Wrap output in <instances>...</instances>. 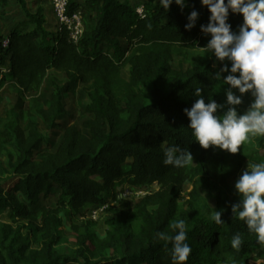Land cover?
Here are the masks:
<instances>
[{"label": "trees", "instance_id": "16d2710c", "mask_svg": "<svg viewBox=\"0 0 264 264\" xmlns=\"http://www.w3.org/2000/svg\"><path fill=\"white\" fill-rule=\"evenodd\" d=\"M20 3L31 29L0 32V89L10 83L17 95L15 106L0 117V154L7 158L0 161V217L9 212L11 222H0V264H172L171 243L156 233L174 235L171 225L177 219L188 229L192 251L186 264H247L264 246L233 216L231 205L239 196L231 181L245 162H261L264 137L249 145L250 154L203 149L184 112L198 99L193 95L197 86L206 102L226 100L227 86L220 89L212 77L222 65L196 48L210 39L200 31L208 23V9L200 0H187L183 10L173 3L167 12L159 0H144L140 17L119 0H69L68 14L80 11L83 25L73 44L65 29L46 30L42 9L30 13ZM192 10L199 18L186 30ZM242 22V15L230 13L233 30ZM177 56L181 60L175 67ZM53 71L64 73L69 84L52 79L50 96L43 101ZM77 85L88 97V118L81 128L64 127L54 151L42 152L47 135L40 125L47 132L59 128L66 115L64 101ZM249 97L239 111L246 110ZM170 146L188 150L194 164L183 169L165 165L164 150ZM196 179L203 189L217 193L215 210H223L224 223L210 219L198 187L186 192ZM121 183L158 188L132 205L117 200ZM53 188L60 192L57 208L39 207ZM110 199L123 210L105 222V236L99 238L91 229L94 223L83 220L71 226L77 233L73 255L59 254L56 247L64 238L60 215L84 219L86 211ZM236 233L243 239L239 252L230 243ZM259 256L264 258V249Z\"/></svg>", "mask_w": 264, "mask_h": 264}, {"label": "clouds", "instance_id": "9594fccd", "mask_svg": "<svg viewBox=\"0 0 264 264\" xmlns=\"http://www.w3.org/2000/svg\"><path fill=\"white\" fill-rule=\"evenodd\" d=\"M173 3L183 10L187 0H159L167 12ZM200 4L210 13L208 23L201 24L200 31L210 39L204 47L196 48L215 57L222 65L212 77L220 82V89L227 86L226 100L223 104L212 98L206 102L203 88L195 87L193 95L198 99L190 109H184L190 121L187 127L203 149L211 146L236 154L242 146L264 137V0H200ZM230 13L242 15L243 22L238 30H233L229 23ZM198 18V12L192 10L185 29L194 28ZM246 95L252 100L241 112L239 107ZM164 157L163 163L174 168L183 169L194 164L192 154L179 146L167 147ZM234 188L239 201L231 205L233 216L243 221L248 233L254 234L257 243L264 246V161L247 164ZM222 214L223 210H215L210 219L220 225L224 223ZM171 228L174 235L161 231L156 237L171 243L172 264H186L192 249L187 242L185 221L177 219ZM230 243L231 248L239 252L243 244L240 233H236Z\"/></svg>", "mask_w": 264, "mask_h": 264}, {"label": "rangeland", "instance_id": "374dc122", "mask_svg": "<svg viewBox=\"0 0 264 264\" xmlns=\"http://www.w3.org/2000/svg\"><path fill=\"white\" fill-rule=\"evenodd\" d=\"M122 3L127 4L132 10H137L142 7L144 4V0H119ZM22 2L25 5V8L30 13H35L38 9L43 10V14L46 19V30L49 32H56L57 30V23L54 18V15L52 13L51 4L49 0H22ZM17 27V29L21 32H27L31 29L29 25L26 24V18L23 14L22 4L20 3V0H8L7 4H0V32L2 34H5L10 30L11 28ZM181 60L180 56H177L173 59L172 65L177 66V63ZM123 76L125 78L128 77V71L127 68L123 70ZM52 79L57 80L62 85L69 84V80L67 76L62 72H50L46 81L45 90L42 94L43 101H46L50 93L52 91V88L50 87V81ZM73 91L70 92L65 101V108H66V115L64 118L59 121V128L53 132H47L43 126L40 125L39 130L42 134L47 135V144L42 145L41 151L42 152H52L56 148V146L59 143L60 136L62 134V130L64 127L69 125H74L78 128H81L82 122L88 118L87 114L85 113V107L89 104L88 97L85 93V91L82 89L81 85H77L72 87ZM0 97L2 98V103L0 104V117L4 115V113L15 106L17 101V95L13 88V85L10 83H5L3 87L0 89ZM249 100L251 101V96L249 97ZM249 145L242 146L240 153L241 154H250L248 152ZM11 154H14L12 149H9ZM259 157L261 162L264 161V150H259ZM229 161L231 159V156L228 157ZM6 156L4 154H0V161L5 163L6 162ZM230 163V166L231 162ZM253 163L251 161H247L243 164L242 169L239 173H237L235 179L231 181V185L234 186L236 180L239 178V176L243 173V171L246 169L247 164ZM205 177H210L204 169V175ZM201 179H196L192 182V184L188 185L186 192L190 190L192 186H196L199 188L201 197L203 199L204 204L206 205V212L209 215H212L213 212L216 209L217 203L214 199V197L217 195L216 192L210 193L208 190L203 189L201 187ZM157 186H153L152 188L145 190V189H134V188H128L126 185L121 183L119 187L116 189V197L119 201H127L130 204H135L138 202L139 199L143 198L145 195H147L149 192H154L157 190ZM59 190L56 188H53L49 194V196L46 199L41 198L39 202V207H46L49 209H56L57 208V202L59 199ZM102 207H105L106 209H101ZM102 207L96 208V209H90L85 212V218L82 219L79 216L73 217L72 215L65 216L64 214L60 215V218L63 223V234L64 238L62 240V243H60L56 250L61 255L66 256H72L74 250L77 248L76 244V238L77 233L72 230L71 226H80L82 225L84 221H91L94 223V226H92V230L96 233V235L101 238L105 236L106 231V221L110 218L116 217V211H121L123 208L118 204L117 201H114L113 199H110L108 203ZM108 207L114 208V210H108ZM96 212L95 216L92 217L91 213ZM10 213H6L0 217V222L4 224H10ZM93 218V219H92ZM84 220V221H83ZM83 229V227H82ZM264 247H261L260 249L256 250L251 256L249 257V260L247 261V264H264V258H261L259 256V253L261 250H263Z\"/></svg>", "mask_w": 264, "mask_h": 264}, {"label": "built area", "instance_id": "2783aa9c", "mask_svg": "<svg viewBox=\"0 0 264 264\" xmlns=\"http://www.w3.org/2000/svg\"><path fill=\"white\" fill-rule=\"evenodd\" d=\"M51 4L52 13L57 23V30L65 29L68 33L69 40L73 44H77L83 33L82 16L80 11H75L70 14L67 12L69 0H49ZM135 13L143 17V7L135 10ZM7 42H4V46ZM101 209H106L102 207ZM96 212H92L91 216L94 217ZM93 219V218H92Z\"/></svg>", "mask_w": 264, "mask_h": 264}]
</instances>
